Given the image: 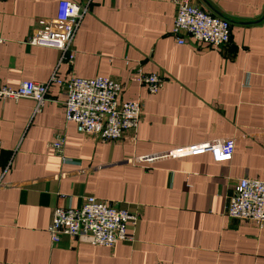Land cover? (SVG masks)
<instances>
[{
    "label": "crops",
    "instance_id": "0c3cea01",
    "mask_svg": "<svg viewBox=\"0 0 264 264\" xmlns=\"http://www.w3.org/2000/svg\"><path fill=\"white\" fill-rule=\"evenodd\" d=\"M59 1H0V83L108 76L141 115L134 133L109 141L65 120L58 83L39 111L32 98L0 99V264H264V224L225 215L239 179L264 178V0H190L229 21L220 47L183 33L177 42L174 0H90L71 64L27 41ZM137 71L159 74L162 86L149 93L132 79ZM57 134L65 161L48 145ZM226 137L229 158L137 159ZM86 196L138 214L132 240L106 247L63 235L52 244L53 209Z\"/></svg>",
    "mask_w": 264,
    "mask_h": 264
},
{
    "label": "built area",
    "instance_id": "2783aa9c",
    "mask_svg": "<svg viewBox=\"0 0 264 264\" xmlns=\"http://www.w3.org/2000/svg\"><path fill=\"white\" fill-rule=\"evenodd\" d=\"M3 1V0H0ZM90 0L82 3L60 0L56 16L47 19L44 26L34 29L28 43L58 49L60 60L73 63L72 39L79 23L89 9ZM177 10L172 33L182 44L183 33L198 43L212 47L226 45L230 39V23L227 19L193 5L190 0H174ZM4 38L0 36V45ZM132 79L144 84L149 93H156L163 78L156 73L137 71ZM51 82L58 83L65 93L64 117L75 123L77 131L101 140L114 141L123 133L136 131L141 115V103L137 100H120L121 84L108 76L82 78L71 76L61 80L53 73L48 81H21L16 87L0 83V99L17 100L22 97L35 101L39 111L46 100ZM63 161L64 137L55 135L48 144ZM1 146V140H0ZM234 149L233 138L226 137L191 145L176 147L161 153L140 156L138 160L149 162L157 159L210 152L215 158H229ZM4 186L0 182V187ZM225 215L229 218L252 220L260 227L264 224V178H241L228 199ZM138 221V214L117 205L86 196L79 207H56L51 213L47 232L52 244L61 236H86L91 245L112 247L118 241H131L128 227Z\"/></svg>",
    "mask_w": 264,
    "mask_h": 264
}]
</instances>
